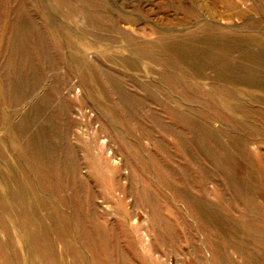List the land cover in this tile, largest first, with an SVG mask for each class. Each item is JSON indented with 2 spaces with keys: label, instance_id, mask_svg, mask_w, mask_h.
Returning a JSON list of instances; mask_svg holds the SVG:
<instances>
[{
  "label": "rangeland",
  "instance_id": "obj_1",
  "mask_svg": "<svg viewBox=\"0 0 264 264\" xmlns=\"http://www.w3.org/2000/svg\"><path fill=\"white\" fill-rule=\"evenodd\" d=\"M0 264H264V0H0Z\"/></svg>",
  "mask_w": 264,
  "mask_h": 264
}]
</instances>
